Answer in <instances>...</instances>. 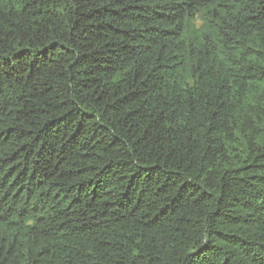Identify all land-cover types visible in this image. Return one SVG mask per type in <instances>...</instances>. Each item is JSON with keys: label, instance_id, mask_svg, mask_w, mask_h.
<instances>
[{"label": "trees", "instance_id": "16d2710c", "mask_svg": "<svg viewBox=\"0 0 264 264\" xmlns=\"http://www.w3.org/2000/svg\"><path fill=\"white\" fill-rule=\"evenodd\" d=\"M0 264H264V0H0Z\"/></svg>", "mask_w": 264, "mask_h": 264}, {"label": "rangeland", "instance_id": "374dc122", "mask_svg": "<svg viewBox=\"0 0 264 264\" xmlns=\"http://www.w3.org/2000/svg\"><path fill=\"white\" fill-rule=\"evenodd\" d=\"M196 25H197V26H199V25H200V22H199V20L196 22Z\"/></svg>", "mask_w": 264, "mask_h": 264}]
</instances>
